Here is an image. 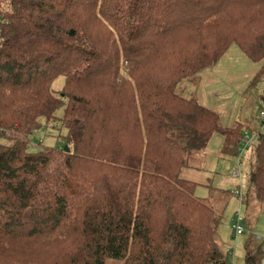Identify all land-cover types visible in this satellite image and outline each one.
<instances>
[{
	"label": "trees",
	"instance_id": "16d2710c",
	"mask_svg": "<svg viewBox=\"0 0 264 264\" xmlns=\"http://www.w3.org/2000/svg\"><path fill=\"white\" fill-rule=\"evenodd\" d=\"M233 44L264 72V0H0V264H232L222 215L182 173L215 133L241 167L252 139L177 87ZM43 125L59 143L32 151ZM256 138L241 201L264 204Z\"/></svg>",
	"mask_w": 264,
	"mask_h": 264
},
{
	"label": "rangeland",
	"instance_id": "374dc122",
	"mask_svg": "<svg viewBox=\"0 0 264 264\" xmlns=\"http://www.w3.org/2000/svg\"><path fill=\"white\" fill-rule=\"evenodd\" d=\"M262 69L263 63L251 61L237 45L233 44L215 66L201 70L193 78L183 81L177 87V94L193 98L201 106L217 112L221 126L233 127L243 124L246 127L244 131L248 132L252 139L251 147L243 156L241 167L239 159L229 157H226V160L219 159L223 138L215 133L203 155L193 158L194 160L190 161L193 167L184 169L182 173L183 179L202 184L197 190V196L208 198L216 212L222 215L223 220L219 229L224 232L225 239L223 242L217 239V243L224 253L227 249L232 251L229 257L232 264L235 262L244 264V246L249 238L252 240L254 249L264 247V204L258 202L255 196L243 203L238 198H233L229 192L230 189L235 192L240 189L242 197L251 193L250 178L256 167L254 164V149L258 142L256 137L260 134L264 135V123L259 120L264 106V72H261ZM63 85V78H59L54 83L53 88L58 95L61 94ZM57 113V116L62 117L63 109L58 110ZM56 123L58 122L51 124ZM62 132L66 134L65 129ZM59 133L61 134L59 127L52 129L43 125L31 136V150L56 146L59 143L56 139ZM0 143L6 142L0 140ZM239 168L243 171V176L241 179H236L233 173ZM209 189H212L211 192L214 189H224L228 192L209 194ZM248 207L250 213L246 216ZM239 208L245 219L243 224L245 233L236 238L233 236L231 216L233 217ZM108 264L121 263L110 260Z\"/></svg>",
	"mask_w": 264,
	"mask_h": 264
},
{
	"label": "built area",
	"instance_id": "2783aa9c",
	"mask_svg": "<svg viewBox=\"0 0 264 264\" xmlns=\"http://www.w3.org/2000/svg\"><path fill=\"white\" fill-rule=\"evenodd\" d=\"M259 116H260V120L264 121V108L260 112ZM243 147L244 148L249 147L248 137L245 138L244 143H243ZM233 176L236 179H241L242 176H243V172H242L241 168L235 170L234 173H233ZM236 194L240 197V200L243 199V197L240 194L239 190H236ZM243 224H244V218L242 217L241 210L238 209L236 211L235 217H234V219L232 220V223H231L232 230H233V232L235 234V237L241 236V235H243L245 233V228L243 227Z\"/></svg>",
	"mask_w": 264,
	"mask_h": 264
},
{
	"label": "crops",
	"instance_id": "0c3cea01",
	"mask_svg": "<svg viewBox=\"0 0 264 264\" xmlns=\"http://www.w3.org/2000/svg\"><path fill=\"white\" fill-rule=\"evenodd\" d=\"M263 108H264V106H263ZM262 108V109H263ZM262 111V110H261ZM235 159V158H234ZM230 190H232V189H230ZM233 199V198H232ZM240 209V208H239ZM247 212H246V216H248V213H250V210H249V207L247 208V210H246ZM231 218H233L232 216H231ZM231 218H230V220H231ZM247 221V220H246ZM244 223H245V219H244ZM233 236H235L234 234H233ZM218 239L221 241V242H223L224 241V232H222L220 229L218 230ZM246 245V244H245ZM244 248H245V246H244ZM264 248V247H263ZM229 249H227L226 251H228ZM233 258H234V255H233ZM235 264H236V262H235ZM263 264H264V262H263Z\"/></svg>",
	"mask_w": 264,
	"mask_h": 264
},
{
	"label": "water",
	"instance_id": "95a60500",
	"mask_svg": "<svg viewBox=\"0 0 264 264\" xmlns=\"http://www.w3.org/2000/svg\"><path fill=\"white\" fill-rule=\"evenodd\" d=\"M263 105H264V101H263ZM65 151H66L67 153H69V152H70V149H69V147H68V146H66V147H65Z\"/></svg>",
	"mask_w": 264,
	"mask_h": 264
}]
</instances>
